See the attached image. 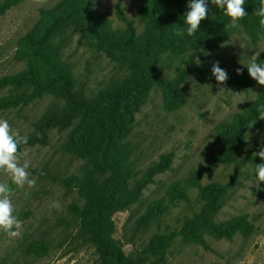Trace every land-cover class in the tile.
<instances>
[{
  "label": "trees",
  "instance_id": "trees-1",
  "mask_svg": "<svg viewBox=\"0 0 264 264\" xmlns=\"http://www.w3.org/2000/svg\"><path fill=\"white\" fill-rule=\"evenodd\" d=\"M24 1L0 0V15ZM98 1L59 0L51 8L40 10L37 22L20 39L14 55L25 68L0 78V91L7 92L0 97V110L26 107L44 95L64 102L33 124L38 136H28V143L21 145L20 151L30 145H47L50 130L63 132L77 122L65 150L83 160V166L79 174L63 181L67 188L76 190L83 201L82 205L74 203L69 207L77 220L75 248L93 247L100 264H138L116 246L112 237V213L115 209H129L138 204L144 190L154 184L155 177L171 169L173 154L162 155L139 176L132 159L133 147L128 141L135 115L148 102L154 89L161 92L164 109L175 111L186 103L184 85L191 74L197 79L216 82L211 72L213 65L208 63L182 69L173 78H157L165 55L218 51L238 28L253 45L263 40L264 27L259 23L260 17L255 15L260 0H246L247 16L237 28H228L229 18L224 11L208 0L209 14L200 30L192 37L185 32L183 38L176 37L174 31L177 26L185 27L183 17L189 0H139L138 16L143 23L140 34L120 8L116 16L125 26L115 28L106 14L97 12ZM72 29L78 31L79 42L84 40L91 49L103 52L109 61L123 67L126 74L90 93L88 77L77 81L70 64L63 58L61 43ZM263 61L264 53H261L257 62ZM241 71L242 75H237V71L228 73L227 84L234 91L247 93L254 82L247 68ZM258 104H264V86L243 111L216 126L217 148L209 156L216 163L233 165L234 173L226 183L203 186L198 172L185 181V185L197 190L200 207L184 219L178 232L154 234L149 239L146 249L152 259L148 264H165L168 250L177 237L208 249L207 237L232 241L237 233L244 237L252 233L253 225L246 215L225 222H218L217 217L240 189L242 169L251 165L256 178L255 165L264 163L252 154L241 156L248 126L257 119ZM254 127L264 134V120L257 119ZM185 185L175 182L170 186L174 198L189 200ZM158 204H151V211L139 218L142 227L154 220L153 211L159 210ZM49 247L47 241H38L30 247V253L44 256Z\"/></svg>",
  "mask_w": 264,
  "mask_h": 264
},
{
  "label": "rangeland",
  "instance_id": "rangeland-1",
  "mask_svg": "<svg viewBox=\"0 0 264 264\" xmlns=\"http://www.w3.org/2000/svg\"><path fill=\"white\" fill-rule=\"evenodd\" d=\"M58 1L26 0L0 15V78L25 68V64L14 57L18 43L37 22L40 10L49 9ZM139 6V0H99L95 8L98 13L106 14L115 28H123L125 25L116 16L117 8H120L140 34L143 23L138 16ZM78 39V31L70 30L61 43L62 54L77 81L88 77L90 93L126 74L123 67L109 61L103 52L91 49L84 40L79 42ZM229 42V46L218 51L165 55L157 78H173L182 69L197 66L192 58L194 54L201 64L213 65L218 61L227 73H233L246 68L244 65L252 55L264 53V39L253 45L240 28ZM253 82V87L244 93L230 89L227 82L218 85L191 74L184 85L186 103L180 109L166 111L161 92L154 89L148 102L135 115L128 141L133 147L132 159L139 176L162 155L173 154L171 169L155 177L154 184L148 185L138 204L129 209H115L112 213V237L116 246L138 264L151 261L146 245L154 234L178 232L184 219L198 211L197 190L185 185L192 174L200 173L203 186L213 182L226 183L233 175V165L216 163L209 155L217 148L214 143L216 126L243 111L262 89L263 86ZM6 94L5 90L0 91V97ZM63 103L44 95L26 107L0 110V118L7 119L21 135L38 136L33 124L47 111ZM76 126L77 122L63 132L50 130L47 145L23 148L21 164L28 161L30 176L37 178L34 188L27 185L18 188L9 176L0 173V182L7 183L11 189L14 215L22 221L18 237L11 238L0 230V264H100L93 247L75 248L77 220L69 207L74 203L82 205L83 201L76 190L63 183L68 177L79 174L83 166V160L65 150V143ZM247 132L251 135L249 139L246 136L241 148L242 157L264 149V134L254 126ZM242 171L240 189L223 207L217 221L225 222L246 215L253 225L252 233L248 237L237 233L232 241L207 237L208 249L177 237L168 250L165 264H264V183L259 185L251 165ZM175 182L185 185L188 201L173 197L170 186ZM155 202H159V210H152L156 217L148 226L142 227L139 218L150 212V206ZM38 241H47L50 245L44 256L30 253V247Z\"/></svg>",
  "mask_w": 264,
  "mask_h": 264
},
{
  "label": "clouds",
  "instance_id": "clouds-1",
  "mask_svg": "<svg viewBox=\"0 0 264 264\" xmlns=\"http://www.w3.org/2000/svg\"><path fill=\"white\" fill-rule=\"evenodd\" d=\"M44 3L45 0H40ZM211 4L218 9L224 11L229 18L228 28L239 27L240 21L247 16L245 11L246 0H210ZM188 11L184 14L185 27L177 26L174 31L176 37L183 38L185 32L189 37L194 36L199 30L202 21H204L209 14L208 0H189L187 4ZM255 15L260 17L259 23L264 27V0H260V6L255 10ZM231 43L226 41L220 45L221 48L229 46ZM197 52V51H196ZM202 52V51H200ZM256 53L251 56L250 61L244 66L247 68L248 74L252 80L256 81L259 86H264V63L257 62ZM197 66L201 64L199 57L192 56ZM212 75L215 77L218 85H223L229 79L228 73L225 69L220 67L219 62H215L211 68ZM237 75H242V71L237 69ZM209 86V85H208ZM210 87V86H209ZM241 94V93H240ZM240 94H234L239 96ZM256 111L258 113L257 119L264 120V104H258ZM256 120L252 121L248 129H251ZM247 138H250L251 133L246 132ZM247 139V140H248ZM28 143V136L21 135L19 130H14L7 119L0 118V173L10 177L13 184L18 188L23 189L25 185L28 188H34L37 183V178L31 177L29 172V163L24 161L21 164L20 146ZM254 156L259 157L264 161V149ZM256 179L259 183H264V163L255 165ZM12 192L8 184L0 182V230L6 233L9 237H18L20 229L22 228V221L14 215L15 207L12 202Z\"/></svg>",
  "mask_w": 264,
  "mask_h": 264
}]
</instances>
